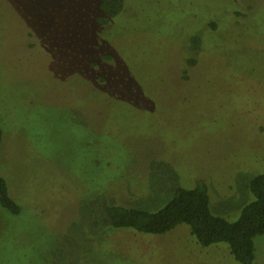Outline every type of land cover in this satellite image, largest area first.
<instances>
[{"label":"rangeland","instance_id":"obj_1","mask_svg":"<svg viewBox=\"0 0 264 264\" xmlns=\"http://www.w3.org/2000/svg\"><path fill=\"white\" fill-rule=\"evenodd\" d=\"M97 3L0 0V176L20 207L0 208V264H238L185 225L112 230L103 211L155 212L197 181L228 221L251 200L264 174V0H124L106 25ZM254 254L264 264V235Z\"/></svg>","mask_w":264,"mask_h":264},{"label":"trees","instance_id":"obj_2","mask_svg":"<svg viewBox=\"0 0 264 264\" xmlns=\"http://www.w3.org/2000/svg\"><path fill=\"white\" fill-rule=\"evenodd\" d=\"M97 7L99 14L95 21L106 25L123 11L124 0H98ZM216 26V22L209 23L212 29ZM200 42L197 36L190 38L191 53H200ZM186 64L192 67L196 60L191 57ZM2 135L0 128V143ZM197 182L192 189L173 188L166 203L155 212L118 204L106 205L103 211L105 222L112 230L157 236L171 232L178 225H185L199 246L225 243L238 264H254V238L264 235V174L255 176L249 182L248 190L252 198L233 221L212 214L207 186ZM0 208L12 216L20 214V207L10 196L8 185L1 176Z\"/></svg>","mask_w":264,"mask_h":264}]
</instances>
